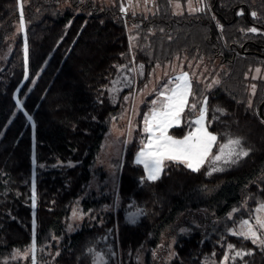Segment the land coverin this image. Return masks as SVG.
Masks as SVG:
<instances>
[{"label": "trees", "instance_id": "obj_1", "mask_svg": "<svg viewBox=\"0 0 264 264\" xmlns=\"http://www.w3.org/2000/svg\"><path fill=\"white\" fill-rule=\"evenodd\" d=\"M205 1L198 11L177 13L173 0H155L153 12L125 15L119 1L0 0V49L12 45L0 62V264L13 248L47 243L65 230L70 203L84 190L104 134L123 107L122 92L115 97L109 90L115 77L125 72L130 88L139 87L156 63L177 54L218 59L221 69L210 89L193 81L189 104L196 109H185L183 124L174 133L191 128L206 96L207 124L217 134L214 150L228 138H239L249 155L211 175L208 162L193 172L166 161L160 178L149 181L134 160L139 147L135 136L120 161L116 210H108L101 221L85 220L64 236L56 256L42 264H137L131 253L144 244L157 247L182 212L204 206L215 224L245 195L251 196L250 204L264 199V146L258 142L264 137L259 114L264 80L249 76L264 63V0ZM129 22L135 27L134 52ZM86 36L101 40L99 58L77 54L82 46L93 53L95 44ZM252 80L257 89L251 99ZM52 115L55 120L47 126ZM110 201V194L90 191L83 209ZM214 228L203 240L200 231L182 234L171 264H202L204 253L222 251ZM229 238L234 247L228 264H264V245ZM145 264H156L150 251Z\"/></svg>", "mask_w": 264, "mask_h": 264}, {"label": "rangeland", "instance_id": "obj_2", "mask_svg": "<svg viewBox=\"0 0 264 264\" xmlns=\"http://www.w3.org/2000/svg\"><path fill=\"white\" fill-rule=\"evenodd\" d=\"M94 1H98L102 4H110L119 1L122 7L121 9L124 11L125 15L127 12H141L148 14L153 12L155 9V0ZM205 3V0H190V2L187 0L185 3L179 0H173V9L177 13H181L183 11L195 12L203 8ZM177 4L180 5L179 8L176 7ZM18 28H20L19 25H17L16 30H18ZM127 28L129 32L131 50L134 52V47L136 44V33L132 31V29L135 28L134 24L129 22ZM85 39L95 44L94 50H92L93 53L90 54L86 51L87 46H82L81 50L77 51V54L81 55L83 53L85 56L92 55L93 58H99V55L102 52V45L97 44L101 42V40L93 36H86ZM104 39L107 40L106 38ZM104 39H102L103 42ZM11 48L12 45L9 43L0 49V62L5 60V58L10 53ZM157 65H159V67H157ZM220 69L221 65L219 64L218 59L213 62L207 57H200L198 59L189 58L187 54L183 53L175 55L170 61L156 63L151 68L150 74L146 81L139 87L130 88V75L125 72L124 74H118L109 85V90L115 97H118L119 93L122 92L121 95L123 96V107L120 113L112 118L111 123L104 134L101 148L94 163L91 165L90 178L84 190L70 203V211L65 218V230L61 234L53 236V238L47 243L37 246L35 245L34 250H29L34 242L27 245L23 249L13 248L7 255L3 257L2 264H13L17 260H19L22 264H42L46 261H51L59 252L60 243L66 234L76 231L85 220H88L90 223L94 221H101L104 217V214L108 210H116L119 204L118 187L120 179V161L122 160L124 149L126 144H128L135 136H137L139 139V147L134 156V160L136 159L138 152L143 147L141 141L144 140L147 135L143 132V118L153 107V101L162 99V97L159 96V93H161L165 87H175V84L177 83L175 78L180 76L182 73H188L191 85L193 81H196L199 82L200 85L202 84L204 90L210 89L214 83L219 80ZM257 69L260 71L257 72ZM139 72V70L134 69V73L136 75H138ZM64 76L66 79H68L66 74ZM249 76L252 79L260 78L264 80V63L255 66L250 71ZM72 82L75 85L77 84V80H72ZM256 89L257 84L252 80L249 87V91L251 93L249 97H251V99ZM54 91L55 93L53 95V101H57L56 97L59 98L60 95L58 87H55ZM205 98L206 96H203L202 101L205 100ZM201 110L202 103L193 114L191 122H194L199 118ZM54 120L55 118L52 115L48 120L49 122H46V125H51ZM182 124L183 115L181 117V123L179 126ZM191 124V128L185 133L178 135L174 133V129L176 127H173L169 130V135L182 138L187 134L188 131L194 130L196 127L194 123ZM205 125L207 126L209 132L217 135L216 132L211 130L207 124V111L205 113ZM258 139L259 144L263 147L264 137L259 136ZM223 143H227V141ZM214 149L215 147H213L212 150L213 155L218 154V148L217 150ZM244 149L246 150V148ZM209 160H211V157H209ZM72 162V160H69V163ZM226 165L223 163V161H220L217 162L216 167L224 168ZM145 174L147 176L146 172ZM90 191H95L98 194H110L112 201L103 203L97 209L91 208L88 211H85L83 209L82 200L84 196L89 194ZM170 192L171 190L168 189L167 193ZM250 197V195H245L239 204L234 205L230 209L226 218H223V220L218 222V220L215 218V220H217L215 224L212 220L210 212L204 206L195 209H188L185 212H182L174 224L163 234L157 247L150 248L147 244H144L140 246L135 252L131 253L132 258L137 262V264H145L146 254L148 251H150L151 257L156 264H171V261L177 255L176 243L182 234L189 235L193 231H200L203 240L205 238H209L212 234L210 227H215L213 232L217 234V239H219L220 244L224 246L223 250H213L211 252L204 253L200 260L202 264H228L231 258V252L233 251L232 249L234 247V243L230 241L229 236L241 237L239 235H233V231L239 232L241 223L244 220L249 221L253 230L257 232L259 239L264 240V229H261L257 224V218L264 220V210L257 211V209L261 208V205H264V199L259 198L255 203L250 204ZM168 200V195L163 196V201L165 203H167ZM73 213L76 215L74 216ZM136 216V212L134 214H130V217L132 218H135ZM218 226L221 228L218 229ZM248 240L252 241L251 239ZM254 244H260V242L257 241V243ZM229 245L232 247L229 248ZM37 257L39 258L38 263H36ZM225 257H227L226 260Z\"/></svg>", "mask_w": 264, "mask_h": 264}, {"label": "snow or ice", "instance_id": "obj_3", "mask_svg": "<svg viewBox=\"0 0 264 264\" xmlns=\"http://www.w3.org/2000/svg\"><path fill=\"white\" fill-rule=\"evenodd\" d=\"M176 7L179 8L180 5L177 4ZM252 15L255 16L256 13L253 12ZM21 27H23L22 14ZM250 31L256 32L257 30L252 28ZM25 54H27L26 47ZM140 68L142 70L143 65ZM256 71L259 72L260 70L257 69ZM175 79L177 81L175 87H165L159 93L162 99L153 101V107L143 118V132L147 135L141 141L143 147L138 152L135 163L143 166L147 173V179L149 181L159 179L166 161L183 164L193 172L200 171L201 167L208 162L211 170L207 174L211 175L212 172L223 171L222 168L215 166L217 162L223 161L225 164H236L241 158L247 157L249 150H245L242 147V142L239 138H228L227 143H221L218 146V154L213 155V147L217 146V135L209 132L205 125L206 98L201 102L202 110L199 118L191 122L196 125L194 130L188 131L182 138L169 135L171 128L180 125L181 117L186 108L196 109L195 103L189 104V96H192L193 93L188 73H182ZM216 111L223 110L217 108ZM209 157H211V160H209ZM260 210H264V205L257 209V211ZM73 215L75 216L76 214L73 213ZM132 222L134 223L135 221L133 220ZM257 224L261 229H264V220L257 218ZM233 235L251 239L253 243L259 241L261 245H264V240L259 239L257 232L253 230L247 220L241 223L239 232L233 231ZM231 247L229 245V248ZM34 249L35 244L31 245L29 250ZM236 255L239 256L241 253L237 252ZM226 259L227 257H225ZM104 264H107V262H104Z\"/></svg>", "mask_w": 264, "mask_h": 264}, {"label": "water", "instance_id": "obj_4", "mask_svg": "<svg viewBox=\"0 0 264 264\" xmlns=\"http://www.w3.org/2000/svg\"><path fill=\"white\" fill-rule=\"evenodd\" d=\"M263 104H264V99L261 101L259 105V114L264 118Z\"/></svg>", "mask_w": 264, "mask_h": 264}]
</instances>
